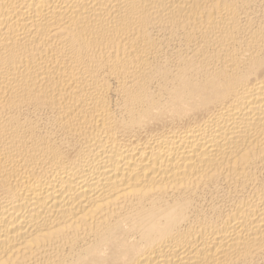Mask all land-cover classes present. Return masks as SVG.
<instances>
[{"label":"bare ground","instance_id":"bare-ground-1","mask_svg":"<svg viewBox=\"0 0 264 264\" xmlns=\"http://www.w3.org/2000/svg\"><path fill=\"white\" fill-rule=\"evenodd\" d=\"M0 264H264V0H0Z\"/></svg>","mask_w":264,"mask_h":264}]
</instances>
